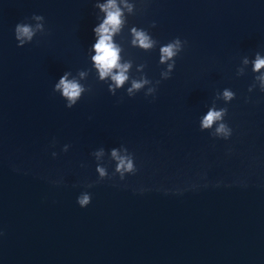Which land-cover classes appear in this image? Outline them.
Instances as JSON below:
<instances>
[{"label":"water","instance_id":"obj_1","mask_svg":"<svg viewBox=\"0 0 264 264\" xmlns=\"http://www.w3.org/2000/svg\"><path fill=\"white\" fill-rule=\"evenodd\" d=\"M94 12L92 0H0V264H264V92L247 91V69L235 75L264 49V0H147L129 23L187 42L171 76L146 98L110 95L89 72L68 109L51 85L90 67ZM33 13L47 34L17 48L13 26ZM125 52L159 79L155 49ZM224 87L228 140L198 127ZM120 144L135 174L85 188L89 153Z\"/></svg>","mask_w":264,"mask_h":264},{"label":"clouds","instance_id":"obj_2","mask_svg":"<svg viewBox=\"0 0 264 264\" xmlns=\"http://www.w3.org/2000/svg\"><path fill=\"white\" fill-rule=\"evenodd\" d=\"M147 0H92V8L95 10V22L91 27V42L85 49V55L90 67L64 71L51 85V91L57 94L63 101L65 108H72L81 99L82 95L90 92L84 81L89 72L94 73L97 82L106 86L110 95H115L123 88L124 94L133 97L137 92L143 90L144 96L155 98L156 86L161 80L168 79L175 67L176 57L186 45V41L179 37L161 43L157 40L150 29L156 27L152 21L148 27H140L130 24L128 17L133 16L145 6ZM126 28V36L122 35ZM13 39L16 47L20 48L33 42L37 35H46L45 19L43 15L33 13L17 21L12 29ZM119 38V39H117ZM125 44L128 48H135L142 52L153 49L157 52L156 63L163 66L159 72L158 80H151L145 74V64L136 63L127 57ZM252 74V83L247 91L252 92L255 88L264 92V49L252 53L251 58L244 55L240 58L239 65L235 69V75H243L245 70ZM213 101L206 107L198 119V127L201 131L210 130L209 135L217 139L228 140L232 135V128L225 121L226 107H217V101L227 105L235 97V93L228 87L214 93ZM245 97V102H247ZM55 146V140L52 141ZM70 145L65 143L60 147L61 152H67ZM51 157L55 158L57 153L52 151ZM89 155L95 162L94 172L96 180L84 185L91 188L94 183L111 180L115 177L123 181L126 175H133L137 171L132 152L125 145L110 147L105 152L104 147H98ZM106 157L101 160V157ZM111 164V172L107 164ZM83 166V165H81ZM59 181H53L58 183ZM91 201V193L81 191L75 199L80 208H85Z\"/></svg>","mask_w":264,"mask_h":264}]
</instances>
